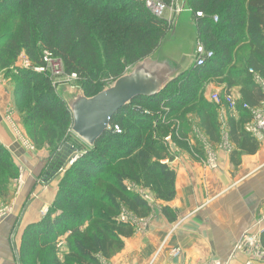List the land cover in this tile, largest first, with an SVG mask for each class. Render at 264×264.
Here are the masks:
<instances>
[{
    "label": "trees",
    "instance_id": "1",
    "mask_svg": "<svg viewBox=\"0 0 264 264\" xmlns=\"http://www.w3.org/2000/svg\"><path fill=\"white\" fill-rule=\"evenodd\" d=\"M154 1L168 7L173 3ZM188 2L194 12L199 41L213 51V57L206 58L202 65L195 64L161 94L140 96L114 115L111 130L67 169L60 194L48 215L24 232L21 264H104L102 259L109 260L123 249L124 238L136 231L132 223L119 219L123 207L139 219L148 216L149 201L130 192L125 185L128 178L133 179L130 173H136L135 168H125L124 163L120 169L111 170L116 159L127 157L143 141L141 134L135 136L130 130L125 131L127 118L134 119L136 125L132 128L140 131L143 122L154 126L158 117L148 106L167 110L164 113H171L170 116L179 114L199 99L201 87L213 75L225 78L221 81L225 83V93L239 87V104L257 107L264 100L262 88L249 71L252 68L264 79V0ZM169 24L164 17L154 15L145 0H0V65L10 69L26 54L32 64L45 66V52L49 51L61 60L64 73L77 76L86 95L95 96L109 80H117L129 66L153 54L168 33ZM242 40L249 46L245 64L229 68L233 63L231 52ZM17 70L25 90L29 94L35 91L34 105L25 116L27 126L35 128L34 137L43 136L39 133L40 124L47 117L63 129L69 127L72 113L56 93L49 75L36 69ZM213 104L202 101L197 112L201 130L217 144L222 140V123L218 120L221 106ZM227 113L229 141L236 145L231 160L238 165L243 154H256L260 144L245 130L251 119L248 109L240 106L237 116L229 108ZM116 125L122 129L119 135ZM51 133L55 136L56 129ZM153 143L138 154L143 159L145 184L152 188L157 200L169 202L176 194V170L163 162L170 156L156 150ZM46 145L51 147L55 142L50 140ZM155 156L156 161L151 163ZM18 175L13 159L0 144V203L10 197V183ZM163 211L174 220L170 207ZM61 237L70 247L64 261L55 248Z\"/></svg>",
    "mask_w": 264,
    "mask_h": 264
},
{
    "label": "crops",
    "instance_id": "2",
    "mask_svg": "<svg viewBox=\"0 0 264 264\" xmlns=\"http://www.w3.org/2000/svg\"><path fill=\"white\" fill-rule=\"evenodd\" d=\"M175 13L168 18L173 21ZM5 84L0 79V144L13 153L20 167L26 168L27 184L15 194L13 209L0 215V264H18L24 232L41 222L42 210L54 204L61 172L44 185L35 184L36 175L41 169L46 172L55 152L26 149V132L14 110L11 89ZM234 88L240 99L239 89ZM223 116L226 126L227 117ZM203 134L206 141L218 146V168L208 167L205 158H193L184 149L169 166L176 170L173 200H164L151 209L144 217L148 224L146 221L143 228L135 226V233L124 238V248L109 260L102 259L104 264H245L249 260L238 244L263 212L264 137L257 139L263 144L258 152L243 154L236 165L222 147L225 134L228 137L227 127L222 126V140L217 144ZM229 143L232 149L236 147ZM166 206L175 217L173 221L163 211ZM176 250L181 251L179 256H174Z\"/></svg>",
    "mask_w": 264,
    "mask_h": 264
},
{
    "label": "rangeland",
    "instance_id": "3",
    "mask_svg": "<svg viewBox=\"0 0 264 264\" xmlns=\"http://www.w3.org/2000/svg\"><path fill=\"white\" fill-rule=\"evenodd\" d=\"M172 2L173 3L171 4V6L163 9L159 13H156L155 9L154 11L153 10L151 11L153 12L154 15L158 17H164L167 21L170 22L168 31L172 28V24H173V21L169 19L168 17L173 16V13L177 11V3H178L177 0H173ZM145 3L147 7L150 9L149 3L147 2V0H145ZM248 53H249V46L246 44L244 40H242L238 44V46H236L231 52L233 63L230 64L229 68L231 66L236 67V68L242 67L245 64V61H246L245 59ZM218 56H220V54H218ZM133 66L134 65L129 66L126 70L131 69ZM18 67L22 69L32 70L38 67L40 68L41 66H36L35 64H32L31 61H29V58L26 56V54H22L18 58V61L10 69H8L6 66L2 67V65H0V79L2 83H6L5 85L9 89H11V92L14 98V104H13L14 110L19 115L20 126H22V128H24L26 132L25 137L27 138V141H26L27 145H24L26 149H29L31 151H35L37 149L39 151H48V152L52 151L56 153V151L62 148L66 144V142H70L72 145H74L78 149L79 156H81L82 152H84L85 149H90L91 147L89 145H87L84 141H80L73 134L71 130L72 128L71 125L69 127L66 125L65 129H63L59 125L57 126L56 122L52 121L51 118L49 117H47L44 120H41L42 124H40L41 129L39 130V133H42L43 136L41 135L39 137H36V136L34 137L32 132L35 128L28 127L25 122L26 121L25 118L27 117V115H29L27 113L28 108L34 105L32 95L35 93V91L32 92V94H29V91L25 90V86L20 81V72L17 70ZM44 73L49 75V79L52 81L53 86H55L56 93H57V88L64 84H69L73 88H79V87L82 88L81 83L80 81H78L77 78L73 79L69 77V75L64 73V71L61 74H57L54 72L53 67L50 65H48V68L46 71H44ZM223 78L224 77L222 76L213 75L212 77L207 79L208 80L207 83H205L199 91V97H198L199 99L195 101L194 103L190 104L189 107L182 109L179 114H175V115L172 114L170 116L171 113L168 115L164 113L167 110L158 109L157 107L150 108L148 106L147 109H150V111L154 112L153 114L158 116L157 120L154 123L155 124L154 126H151V124H146V121H145L143 122V125L140 128V131H138V130H135V128H132L134 125H136L134 123L135 122L134 119L127 118L126 121L124 122L125 131L127 130L129 132L130 130L131 132L134 133L135 136H139V134H141V139L143 141L141 142V147L140 148L138 147L137 149L129 153L127 157L116 159L112 163L113 167L111 170L120 169V167H122L124 163H126L125 168H129L130 166H133L136 170V173H130L132 174L131 178L133 179L128 178L125 181V185L127 186V189L129 187L131 188V189H128L130 190V192L137 194L142 198H147L149 201H151V203L155 201L152 204L151 209H154L156 207L158 208V205L162 203V200H157L155 198L156 197L155 192L152 190L150 186H147V184H145V169L142 164L143 159L141 160L140 158H138L139 152H142L143 150H145V148L147 147V145L150 144V142H154L153 145H155L156 150H158L160 153L165 152L170 157H172V158L168 157L166 159H163V162L167 163L169 166L172 165V160L180 158L182 154L181 152L184 149H185V152L190 154L192 157L194 156L195 158L199 157L200 159H204L206 156V150H207L206 144H208V141H206V139L203 137L204 134H203V131H201V127H200L201 122L199 121V114L197 112V109L200 108L199 106L202 101H206V102L208 101L209 103H211L210 101L211 95L213 93H216V91H219L222 97L224 96L225 94L224 84L225 83L221 82ZM113 81L115 80H109V82H107L106 85H108L109 83ZM234 89L238 90L239 87L235 86ZM227 110H228V107L225 106L224 104H222L221 107L219 108L218 120L219 122L222 123L223 128L226 127L223 124L225 123L223 115L227 117L228 115ZM46 128H48L47 131L45 130ZM54 128L56 129V135L51 136L52 135L51 130ZM47 132L49 134H47ZM116 133L118 135L121 134L119 132H116ZM225 137L226 138H224L223 140V142H225L224 143L225 146H223V148L226 149V152H229L230 154H232L231 152L232 148H231V151L227 150L228 143L230 141L228 137L226 136V134H225ZM36 138H38V141L41 142L40 144L36 143L37 141ZM167 138H170V140H167ZM50 140H54L55 142L54 146L49 147L46 145ZM260 144L263 145L262 143ZM214 146L215 145H212L211 149L217 152L218 146L217 147L216 146L214 147ZM7 154L9 155L10 158L13 159V162L18 170L19 175L16 179H14L10 183L11 193H10V197L7 198L6 200L7 202L2 201L0 203V215H3L5 213L7 214L8 209L10 208L13 209L12 202H13V198L15 197V194L18 192L20 188H22L23 185L27 184V181H26L27 173H25L26 168L24 166H21V167L19 166V164L16 162V158L14 157L13 153L9 151L8 149H7ZM217 155H219L218 152H217ZM81 157H79L76 161H78ZM156 159L157 157L155 156L150 160V162L152 163L156 161ZM70 166H71V162L68 161L65 168L61 171V178L59 180L60 181L59 184L55 185V187L58 189V194L56 196V199L58 195L60 194L62 181L64 177H66L67 175L66 171ZM44 171H45L44 169H41L39 171L40 174L36 175L35 184H37V182L42 183V185L46 184V181L45 182L43 181V178L46 174V173H43ZM31 194L32 193L28 195V199L30 198ZM3 204H5V206L1 208V205ZM51 207L52 206L47 207L44 210H42L43 218L48 215V212L50 211ZM123 216L130 217L128 223L130 222L134 226H140L143 228L144 225L146 224V221L148 224V220L146 218H144V220L141 221V219L136 217V215H134L133 212H131L126 207H123L121 214H119V219L121 220V217ZM61 238L62 240L65 239V237H61ZM262 241H263V238H262ZM262 245L264 247V241L262 242ZM55 248L57 250V256L62 261H64L69 253L70 247H68L66 242L61 241V243L56 244ZM21 250L22 249L20 248V251L17 254L18 264H21L20 262ZM239 250L243 251L241 249ZM247 255L249 257V260H251L252 258L251 254L247 253Z\"/></svg>",
    "mask_w": 264,
    "mask_h": 264
},
{
    "label": "water",
    "instance_id": "4",
    "mask_svg": "<svg viewBox=\"0 0 264 264\" xmlns=\"http://www.w3.org/2000/svg\"><path fill=\"white\" fill-rule=\"evenodd\" d=\"M172 28L153 54L145 57L101 91L88 96L83 88L69 84L57 88V94L72 113V132L90 147L112 128L111 120L121 109L140 96L155 97L170 83L189 71L198 51L199 31L188 0H177ZM46 170L43 181L58 175L68 161L81 156L70 142L58 149Z\"/></svg>",
    "mask_w": 264,
    "mask_h": 264
},
{
    "label": "built area",
    "instance_id": "5",
    "mask_svg": "<svg viewBox=\"0 0 264 264\" xmlns=\"http://www.w3.org/2000/svg\"><path fill=\"white\" fill-rule=\"evenodd\" d=\"M147 2L149 3V7L151 11L152 10L154 11L155 9L156 13H159L163 9L168 7L164 2H161V1L147 0ZM198 14L201 15V13H198ZM215 19L218 20V17H216ZM213 55H214L213 51L207 50L205 46H203L199 42L198 51L195 57V62L197 65H202L205 63L204 61L206 58L213 57ZM44 61L46 65L41 66L40 68L39 67L36 68L37 71L44 72L47 70L48 65H50L53 67L55 73L57 74L63 73L64 66L62 65L61 60L54 57L51 52L48 51L45 53ZM249 71L253 75L254 82L258 84L264 92L263 77L259 75L258 73L254 72L252 68ZM69 77L73 79L77 78L75 74L69 75ZM210 101L214 104H218L219 106H221L222 104L226 105L230 109V112H232L234 115H238L240 106H242V108L245 110L248 109L251 113V119L245 125L246 132L250 133L252 136L257 138L258 140L264 137V100L261 101L259 106L252 107L247 103L239 104V98L235 95L234 92H231V93L226 92L224 96L222 97L221 93L219 91H216V93H213L211 95ZM115 130L116 132H119V133L122 132V129L118 125L115 126ZM167 140H170V138H167ZM211 146L212 144H210L209 142L208 144H206L207 150H206V156L204 160L208 167L217 169L218 168V155H217V152L211 149ZM227 150L231 151L230 143H228ZM128 189H131V188L129 187ZM145 199L148 200L147 198ZM149 203H151V201H149ZM262 211L263 212L261 213V216L257 220L256 224H254L252 228H250V230L244 233V235L242 236L238 244V249H241L245 251L246 253L251 254L252 258L251 260H248L246 264H264V247L262 245V242H263L262 238L264 235V203H263ZM129 219L130 217H124V216L121 217V221L128 222ZM61 241L63 242V240ZM61 241H59V243H61ZM180 254H181V251L176 250L174 253V256H179Z\"/></svg>",
    "mask_w": 264,
    "mask_h": 264
}]
</instances>
